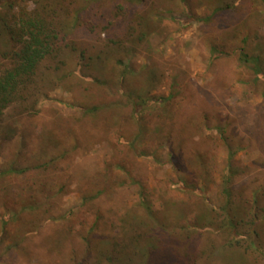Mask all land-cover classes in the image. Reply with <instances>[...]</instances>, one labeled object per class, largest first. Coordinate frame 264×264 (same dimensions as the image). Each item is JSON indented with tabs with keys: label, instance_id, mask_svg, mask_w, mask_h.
Segmentation results:
<instances>
[{
	"label": "rangeland",
	"instance_id": "rangeland-1",
	"mask_svg": "<svg viewBox=\"0 0 264 264\" xmlns=\"http://www.w3.org/2000/svg\"><path fill=\"white\" fill-rule=\"evenodd\" d=\"M9 10L51 54L0 115V264H264V0Z\"/></svg>",
	"mask_w": 264,
	"mask_h": 264
},
{
	"label": "trees",
	"instance_id": "trees-1",
	"mask_svg": "<svg viewBox=\"0 0 264 264\" xmlns=\"http://www.w3.org/2000/svg\"><path fill=\"white\" fill-rule=\"evenodd\" d=\"M6 2L0 11V115L19 96L20 86L30 81L39 62L51 54L50 35L37 21L40 17L22 11L17 19L9 20L6 13L16 6V0ZM242 61L253 64L255 73L262 75L257 59L243 54Z\"/></svg>",
	"mask_w": 264,
	"mask_h": 264
}]
</instances>
